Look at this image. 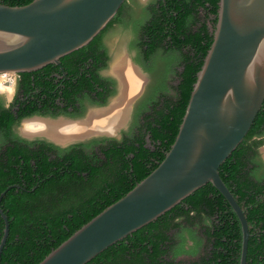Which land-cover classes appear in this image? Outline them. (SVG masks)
Masks as SVG:
<instances>
[{"label":"trees","instance_id":"obj_1","mask_svg":"<svg viewBox=\"0 0 264 264\" xmlns=\"http://www.w3.org/2000/svg\"><path fill=\"white\" fill-rule=\"evenodd\" d=\"M33 1L0 0V3L25 6ZM129 1L126 0L119 13L89 45L61 58L66 76L56 85L63 84L65 88L57 92L63 91L62 95L70 102L74 103L73 96L81 93L90 97L99 91L98 84L104 89L98 93L101 102L94 100L98 105H106L107 97L116 94L99 73L108 67L110 60L103 37L114 24L122 23L123 13L131 8ZM155 1L154 6L142 11L141 22L136 24L137 61L146 65L154 56L162 57L177 61L176 65H183L184 69L178 73L180 83L175 99L167 101L160 110L155 107L156 121L147 125L152 147H146L142 139L137 146L136 140L130 137L122 142L95 139L67 149L42 141L39 144L24 141L29 147L41 145V150L34 152L19 147L18 140L14 148L9 146L8 162L0 159V195L11 186L18 188H11L1 201V208L10 222L1 264L42 262L75 232L148 177L171 149L214 41L221 0ZM131 2L138 5L135 0ZM51 70L62 74L55 64L32 73H21L26 90L31 83L35 84L31 76H37L36 85L42 89L37 98L45 102L44 106H34L22 116L67 114L66 111H49L54 97L48 90L56 89L51 85L54 78L49 80ZM71 114L75 118L84 115ZM3 116L6 122L0 120V129L9 131L14 119L11 109L4 110ZM102 142H109L102 147L106 160L93 149ZM263 145L264 104L243 142L219 170L222 180L244 210L250 227L247 264H264V186L255 175L260 162L259 148ZM47 152L54 153L56 159L50 160ZM198 219L209 222L202 227L206 229L204 234L209 243L213 244L201 264H240L243 241L240 220L225 197L210 183L87 264H178L175 261L180 256L197 253L199 237L192 227ZM4 228L5 222L0 215V243ZM178 236L182 239L175 242ZM188 239L197 242L196 247L187 249Z\"/></svg>","mask_w":264,"mask_h":264},{"label":"water","instance_id":"obj_2","mask_svg":"<svg viewBox=\"0 0 264 264\" xmlns=\"http://www.w3.org/2000/svg\"><path fill=\"white\" fill-rule=\"evenodd\" d=\"M125 2L34 0L25 6L0 3V75L32 73L51 64L60 65L61 58L89 45ZM120 92L121 87L110 106ZM135 98L130 101L128 113ZM263 104L264 0H221L214 41L198 74L179 133L162 163L39 264H87L209 183L225 197L240 220V264H247L249 224L219 170L243 142ZM110 106L94 108L84 118L65 121L83 122L91 113ZM121 128L112 134L95 132L65 143L119 135ZM13 187L18 188L11 186L0 195V215L5 222L0 264L10 231L1 201Z\"/></svg>","mask_w":264,"mask_h":264},{"label":"flooded vegetation","instance_id":"obj_3","mask_svg":"<svg viewBox=\"0 0 264 264\" xmlns=\"http://www.w3.org/2000/svg\"><path fill=\"white\" fill-rule=\"evenodd\" d=\"M155 3H157L155 0L150 2V6H154ZM130 9L128 12L123 13L122 19H129L131 17V11L134 14L137 10L136 3L134 4H129ZM133 8V10H132ZM145 10V8H143ZM134 11V12H133ZM119 13V12H118ZM123 22V21H122ZM119 24V23H116ZM114 24V26L116 25ZM105 35L103 37V45L104 48H106V44L104 41ZM107 50V48H106ZM108 57L111 58L110 53L107 50ZM173 54V53H172ZM138 55V52H137ZM154 56L152 59L148 60L146 62V65L141 64L139 61H137V57L135 56V62L132 61V65L128 64V62H122L130 67H135L137 66L141 71H137L142 75V80L143 83L140 86V90L137 91L136 94L133 93V95L128 99L125 108L128 107L130 104V101L135 97V101L132 103V106L129 110V113L127 114V119L125 123H127V128H122L119 131V136L120 137H115L114 135H102V136H93L91 138H86L84 140H78V141H73V142H67L62 144H56L55 142L51 141L49 138H52L54 140L58 141H67V140H62V139H57V137H61V133H56L54 135H51L52 133H46L44 131V125L43 122H48V123H55L59 122L57 121L59 118H65L64 120H60L62 122L69 123L71 121H65L66 119H81L84 118L86 115H88L89 111L94 108H102L106 107L110 104V101L117 95L119 94V90L121 87V92H122V85H121V80L118 75H116L113 67V75H105L104 72L107 68H103L102 70L99 71L101 79L106 83L108 88L112 91H116V94L111 97H107L108 103L106 105H98L97 102H101V98L98 97V93H102L104 89L102 86L98 84V90L97 92H93L91 96L89 97L86 93H81L78 94L77 96H73L75 102L72 103L69 100H67L62 94L63 91L57 92L58 89L65 88V85L63 84H58L61 82L62 78L66 76V72L64 71V67L60 65H57L60 67V70H62V74H59L57 71H52V74L50 75L49 80L54 81L51 83L52 86H56L55 90L49 91L48 92L51 94V96L54 97V101H50L49 105V111L50 113L53 112H60V111H66L67 114H59L57 117H52L50 115H32V116H22L24 113L26 114L27 112H30L34 106L42 107L44 106V101L43 99L37 98L39 96L40 89L36 85V80L37 76H31V81L34 82L35 84L31 83V86L29 87L28 90H26V86L23 83L24 77L21 76V74H16V83H15V93L13 98L8 101L3 95H0V120L1 122H6V119L3 116V111L7 109H11L13 113V123L11 125V129L9 131L7 130H2L0 129V159L2 161L8 162L7 158V151L8 147L11 146L14 148L13 144L17 143L16 141H19V147L21 148H27L31 151H40L41 150V145H36L34 147H29L26 145L24 141H28L29 143H37L38 142H44L47 144H54L55 146L59 147L60 149H67L70 146L76 145V144H84V143H89L93 140H101V139H116L119 142H122L125 138L130 137L131 139L136 140V145L139 146V140H143L145 142L146 147H152V142H151V134L148 131V123L151 121H156V112H155V107H157V110H160V107L162 108L164 104L169 101L175 99L177 95V89L180 83L179 80V74L181 73L184 69L183 65H176L177 61H174L173 59L171 60H165L164 58H155ZM110 61V60H109ZM135 66V67H134ZM121 85V86H120ZM34 88H37V90H33ZM42 90V89H41ZM120 92V93H121ZM42 94V93H41ZM44 98H46L43 95ZM96 100V101H94ZM113 105V104H112ZM111 107V106H110ZM109 107V108H110ZM124 107V106H123ZM116 108V107H115ZM113 108L111 112L116 116H119L122 112H119ZM126 111V109H124ZM106 111V110H104ZM98 112V111H97ZM102 113V111H99ZM71 113H76V114H84L81 118H75L73 117ZM103 115H96V120L95 122H99L103 119ZM22 116V117H21ZM112 120L114 121L115 118L111 117ZM32 119H40V121H34ZM29 120L31 122H29ZM111 120V121H112ZM24 121L27 122V126L25 128L21 129L22 123ZM89 121V120H88ZM32 123V124H31ZM73 123V122H71ZM80 123V122H76ZM124 123H120L117 126H115V129L119 126H121ZM37 125H42L43 128H40L37 130L38 133L35 132L33 128H30L31 126H37ZM97 126V125H96ZM98 130V129H97ZM32 132L36 133L34 135H28L31 134ZM41 132V133H40ZM112 134V133H111ZM135 135V136H134ZM144 136V137H143ZM23 140V142L20 141ZM109 142H102L98 143L95 145L93 148L95 152L103 159L106 160V157L103 155V150L102 147L105 145H108ZM262 147L259 148V155H260V162L257 164V169H256V177L258 181H260L261 185L264 186V157L262 153ZM2 152H4L2 154ZM47 154L50 156V160L56 159V155L51 152H47ZM6 155V156H5ZM24 163V161H22ZM253 165H251V168ZM209 223V222H208ZM208 223L202 222L201 220H196L195 225L192 227L194 231H197L198 235V241L199 244L197 246V253L194 255H182L180 256L175 263L178 264H201L203 261V258L207 256V254L211 251L213 248V244L209 243V238L205 236L204 232L206 231L205 227L202 226H207ZM250 231V227H249ZM188 236V235H187ZM172 237L175 238L173 235ZM182 237L176 238L175 242H180ZM187 249L196 247L197 242H195L192 239H188L187 241ZM166 260H170V257H166ZM186 259V260H185ZM184 260V261H183ZM183 261V262H181Z\"/></svg>","mask_w":264,"mask_h":264},{"label":"rangeland","instance_id":"obj_4","mask_svg":"<svg viewBox=\"0 0 264 264\" xmlns=\"http://www.w3.org/2000/svg\"><path fill=\"white\" fill-rule=\"evenodd\" d=\"M135 1L138 4L137 10L140 9L139 12L134 13V14L131 13L132 15L129 19H127V18L123 19L122 23L116 24L111 29H109L107 31V33L105 34L104 41L106 44V48H107V50L111 56L110 61H109V67L104 72L105 75L110 74V75L115 76L113 74V67L116 68L118 64H122L121 62H126V61L128 62V64L132 65V61L135 62V59H136L135 56L138 57L137 51L135 49L136 48L135 47V40H136V38H138V34L136 31V24H138V22H141L139 19H140V16H142L143 8H148L150 6L149 5L150 2L153 0H135ZM131 3L132 2L130 0L129 4H131ZM114 71H115V69H114ZM115 73H116V71H115ZM16 78L17 77L15 75H8V74L0 75V95H3L8 101H10L14 96ZM117 95H119V94H117ZM112 102H114V101H112ZM109 106H110V104H109ZM92 115H101L102 116V113L93 112ZM90 117L86 121H88L90 119ZM32 120L40 121V119H32ZM86 121H84V122H86ZM27 122L28 121H24L22 123L21 129L25 128V126H27ZM127 125H128L127 123H124L121 126H122V128H127ZM30 128H33L35 130V132L38 133L37 130H39L40 128H43V127H42V125H37L34 127L31 126ZM100 131H102V130H100ZM94 132H99V131L96 130ZM36 133L32 132L31 134H28V135H34ZM114 136L120 137L118 134L114 135ZM65 142L66 141H63V142H61V144L63 145V143H65ZM261 149H262V153H263V157H264V145L262 146ZM183 261H181V262H183Z\"/></svg>","mask_w":264,"mask_h":264},{"label":"bare ground","instance_id":"obj_5","mask_svg":"<svg viewBox=\"0 0 264 264\" xmlns=\"http://www.w3.org/2000/svg\"><path fill=\"white\" fill-rule=\"evenodd\" d=\"M114 69L117 73L116 75H118L121 80L122 92L120 93V96L118 97V99H116L113 102V105H111L110 108H108L106 111H102V114L104 115L101 121H99L98 123L95 122L96 115H92L91 113L90 116L91 115L92 116L91 117L89 116L90 117L89 121H86L87 120L86 119L85 120L86 122L83 121V122H80L79 124L76 122L66 123L62 121L55 122V123L43 122L44 131L46 133H48L49 131V133H52L51 135H54L56 133H61V137L56 136L57 139L70 140L72 138H79V137H85L87 135H90L97 129L99 132H101L100 130H102L107 133H113L115 130V126H117L120 123H125L127 116H128L127 115L128 108L127 107L125 108V105L128 99L133 95V93L136 94L137 91L140 90V86L143 83V80H142L143 78H142V75H140V73L136 69L124 63L118 64L117 67ZM129 106L130 104L128 105V107ZM113 108H115V110L119 112H122V111L123 112L119 116H116L115 113L113 114L111 112ZM124 109H126V111ZM96 112L97 111H95V113ZM111 117L115 118L114 121L112 120Z\"/></svg>","mask_w":264,"mask_h":264}]
</instances>
